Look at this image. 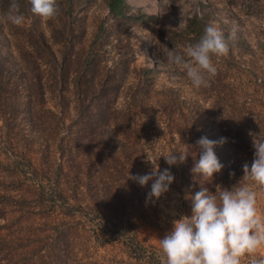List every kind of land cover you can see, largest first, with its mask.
<instances>
[{
    "label": "trees",
    "instance_id": "trees-1",
    "mask_svg": "<svg viewBox=\"0 0 264 264\" xmlns=\"http://www.w3.org/2000/svg\"><path fill=\"white\" fill-rule=\"evenodd\" d=\"M74 1L58 0L61 9L71 8ZM104 1L115 20L150 18L129 14L126 0ZM235 1L227 0L231 7ZM19 2L25 17L37 21L29 0ZM249 3L256 6L260 0ZM8 5L9 0H0V16ZM214 18L211 7L199 1V11L186 19L183 29L161 32L171 50L184 54L183 47L197 42ZM59 30L53 32L61 36L63 29ZM223 31L229 33L226 28ZM102 33L101 26L71 67L68 55L59 59L42 31L37 33L35 27L26 30L32 47L50 53L53 61H49V69L40 67L39 56L24 47L17 50L21 61L3 54L8 37L0 34V103L5 102V113H13L20 105L19 92L26 86L23 79L31 75L42 90L41 79L46 74L47 88L59 107V111L45 109L52 121L48 130L52 136L59 134L56 158L18 159L16 174L26 180L29 189L28 196L19 195L24 203L21 208L12 210L14 198L0 194V264H162L161 248L140 238L134 217L149 220L161 206L165 208L163 196L146 203L152 182L141 187L127 180L128 175L148 174L155 164L163 171L169 168L163 156L190 146L187 161L170 168L175 177L170 190L179 194V217L190 216L191 202L186 196L201 187L215 194L218 185L231 189L239 184L243 165L250 166L254 157L253 140L259 136L264 139L263 34H258L252 46L237 32L230 52L213 56L217 73L209 86L195 88L174 66L163 71L167 75L161 83L156 80V67L133 66L124 55L108 66L99 40ZM31 56L35 59H29ZM66 84L71 85L75 101L71 118L64 106ZM3 117L8 124L15 119ZM29 131L30 136L38 134L42 140L37 123L32 122ZM75 136L91 137L83 150L88 156L87 168L94 169L92 174L81 170L85 159L72 163L69 144ZM200 137L217 142L214 152L224 165L212 178L194 176L190 171L199 159L201 150L196 142ZM222 138L224 143L219 142ZM248 183L252 189L257 187ZM47 208L50 211L46 212ZM16 211L19 214L13 216ZM103 248L107 252L101 253Z\"/></svg>",
    "mask_w": 264,
    "mask_h": 264
},
{
    "label": "rangeland",
    "instance_id": "rangeland-1",
    "mask_svg": "<svg viewBox=\"0 0 264 264\" xmlns=\"http://www.w3.org/2000/svg\"><path fill=\"white\" fill-rule=\"evenodd\" d=\"M199 1L211 7L215 15L212 22H216L221 29L226 28L230 32L235 27L237 32L251 42L252 46H255L258 34H263L261 37L264 40V0H260V4L256 6L250 4L249 0H236L232 7L227 0H126L129 14L150 16L148 19H138L136 22L128 19L115 20L108 12L104 0H75L71 8H60V13L55 19L35 15L37 19L35 21L32 16H28L21 25L16 26L8 22L4 15L0 16V34L8 37V44L3 46L2 51L5 55H14V59L17 56L16 59L21 61L23 57L17 54V50L18 48L22 50L20 47H24L28 52L35 54V57L39 56L36 59L40 67L49 69V61L52 57L47 47H44L45 51L35 49L26 36V30L35 27L37 33L43 32L46 44L59 59L62 54L68 55L67 61L71 67H74V63L84 54L102 26L103 33L99 40L105 52L103 60L107 61L108 66H111L120 55H124L130 59L129 63L133 66L156 67L159 70L155 74L157 82H165L167 74L163 71L168 68V65L165 63L163 54L166 55L165 47L169 50L171 48L161 31L183 29L186 19L199 11ZM182 22L183 26L179 27ZM53 29H63L64 35L60 36L53 32ZM29 59L35 58L31 56ZM71 71L72 69L69 72ZM41 84L43 89L39 90L32 75L27 77V80L23 79L22 85L26 86L19 92L21 103L11 114L5 113L6 107L3 109L5 102L2 100L0 103V109H3L2 113L0 111L2 116L0 117V176L4 180V184H0V194L14 198L16 202L11 203L12 210H17L24 205L23 200L19 198L20 194L29 195L26 180L16 174V167L19 166L17 163H20L18 159L25 157L37 161L38 158L51 157L54 160V156L56 158L58 155L59 140L56 138H59V134L57 137L52 136L48 130V125L52 121L45 109L59 111V107L55 105V99L48 89L46 74L42 77ZM71 89V85L66 84L64 106L69 118L75 114V101ZM7 115L15 118L9 124L3 117ZM56 121L57 118L53 117V122L56 123ZM32 122L37 123L42 129V140L38 134L29 135ZM68 122L67 118L65 124ZM90 138L81 136L79 139L75 136V140L69 144L72 163L76 164L85 159V165L81 167V170L88 174H92L94 169L87 168L88 156H84L83 147ZM90 145L94 146V143L90 142ZM94 150L96 149L93 148V152ZM15 176L18 178H13ZM252 190L257 193L258 218L264 219V186H257ZM163 199L165 208L161 206L157 213L148 218L149 220L134 217L140 238L145 243L153 244L158 248H160L158 239H162L167 232L171 231L172 221L179 219L180 212L179 194L176 191L169 190ZM48 211L50 209L47 208L46 212ZM18 214L16 211L13 216ZM100 252L105 253L107 249H100ZM253 255L264 258V246ZM250 259V255H244L241 257V264H250Z\"/></svg>",
    "mask_w": 264,
    "mask_h": 264
},
{
    "label": "clouds",
    "instance_id": "clouds-1",
    "mask_svg": "<svg viewBox=\"0 0 264 264\" xmlns=\"http://www.w3.org/2000/svg\"><path fill=\"white\" fill-rule=\"evenodd\" d=\"M29 3L31 12L41 18L55 19L60 13L58 0H29ZM4 17L16 26L25 21L19 0H9ZM182 26L183 22L179 27ZM236 38L235 27L226 35L216 22H210L197 42L186 45L184 54L165 47L164 60L183 72L193 87H208L217 73L213 56L228 54ZM259 137L253 140L254 157L250 166L243 165L239 184L231 189L218 185L215 194L201 187L194 195L186 196L191 202V215L182 214L174 219L171 231L158 239L164 254L162 264H241V257L246 254L251 256L250 264H264V258L253 255L264 246V219L258 218L257 193L248 183L264 186V139ZM219 142L225 141L222 138ZM196 143L201 151L190 171L194 176L212 178L224 168L214 152L217 142L200 137ZM189 147L185 145V150L163 156L169 165L163 171L153 164L148 174L128 175L127 180L141 187L152 182L146 203L169 192L175 179L170 168L187 161Z\"/></svg>",
    "mask_w": 264,
    "mask_h": 264
}]
</instances>
